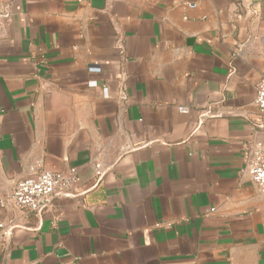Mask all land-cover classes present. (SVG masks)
<instances>
[{"label":"crops","instance_id":"obj_1","mask_svg":"<svg viewBox=\"0 0 264 264\" xmlns=\"http://www.w3.org/2000/svg\"><path fill=\"white\" fill-rule=\"evenodd\" d=\"M263 75L264 0H0V191L81 176L0 264H264Z\"/></svg>","mask_w":264,"mask_h":264},{"label":"built area","instance_id":"obj_2","mask_svg":"<svg viewBox=\"0 0 264 264\" xmlns=\"http://www.w3.org/2000/svg\"><path fill=\"white\" fill-rule=\"evenodd\" d=\"M91 70L101 71L98 67H91ZM89 85L97 86L98 83L90 81ZM104 93L107 95V88H104ZM254 103L260 114L264 115V75L258 82ZM179 110L187 113L189 107L179 106ZM262 127L263 130L259 131L260 135L246 145L241 174L253 181L264 194V125ZM101 174V167L98 166L97 177L99 178ZM80 183L81 176L77 168L48 170L39 167L29 176L18 179L9 192L0 191V205L17 210L26 219L31 214L43 212L55 198L69 196ZM15 227L0 221V231L4 235L12 232Z\"/></svg>","mask_w":264,"mask_h":264},{"label":"water","instance_id":"obj_3","mask_svg":"<svg viewBox=\"0 0 264 264\" xmlns=\"http://www.w3.org/2000/svg\"><path fill=\"white\" fill-rule=\"evenodd\" d=\"M71 195V194H70ZM11 234V232L8 234V235H10Z\"/></svg>","mask_w":264,"mask_h":264}]
</instances>
